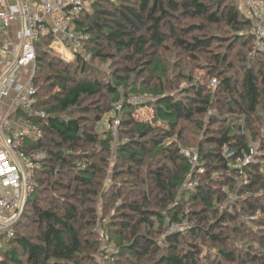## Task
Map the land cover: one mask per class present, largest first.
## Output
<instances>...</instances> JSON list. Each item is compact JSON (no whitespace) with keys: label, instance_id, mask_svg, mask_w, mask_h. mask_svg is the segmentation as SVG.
<instances>
[{"label":"trees","instance_id":"1","mask_svg":"<svg viewBox=\"0 0 264 264\" xmlns=\"http://www.w3.org/2000/svg\"><path fill=\"white\" fill-rule=\"evenodd\" d=\"M230 1L95 0L77 21L90 61L65 62L51 40L37 43L36 108L48 116L36 122L42 138L28 145L46 159L15 236L2 239L0 264H97L99 203L104 221L109 216L108 243L118 248L115 264H264V48L250 34V18ZM221 23L229 28L224 35L192 37ZM167 41L203 58V81L183 72L186 84L177 95L166 91L160 50ZM133 96L153 100L131 104ZM97 98L106 109L94 107ZM120 103L129 143L119 146L113 175L126 178L105 190L103 155H111V138L99 139L89 124ZM147 106L151 119H139ZM251 144L256 162L239 185L232 165ZM224 146L232 159L223 157ZM184 149L198 153L203 175L192 171ZM142 173L149 180H140ZM190 176L197 187L185 186ZM236 189L240 199L233 201ZM222 203L228 206L220 212ZM166 220L194 227L163 237ZM232 235L254 238L243 251ZM207 244L218 248L212 260Z\"/></svg>","mask_w":264,"mask_h":264},{"label":"built area","instance_id":"2","mask_svg":"<svg viewBox=\"0 0 264 264\" xmlns=\"http://www.w3.org/2000/svg\"><path fill=\"white\" fill-rule=\"evenodd\" d=\"M238 1L252 21L250 34L256 38L257 47L264 48V1ZM91 6L90 0H0V242L15 236L14 225L39 186L38 175L46 159L44 152L28 145L42 138V129L36 122L48 116L36 108L37 43L51 40L49 47L65 62L76 58L90 61L91 54L85 47L87 35L78 30L77 21ZM212 82L216 84L215 80ZM143 98L133 96L129 103H144ZM116 110H122L121 103ZM119 127V119H114L112 136ZM183 153L190 160L192 171H198L197 176L203 175L198 153L194 149H184ZM222 155L227 160L234 156L228 146L223 147ZM257 155L256 146L251 144L232 165L240 170L239 185L247 179L245 168L256 162ZM191 185L197 187L198 180ZM182 227L181 222L173 223L165 236L179 232ZM94 232L109 248L105 259L100 262L98 258L97 264H115L113 256L118 248L108 243V231L96 227Z\"/></svg>","mask_w":264,"mask_h":264},{"label":"rangeland","instance_id":"3","mask_svg":"<svg viewBox=\"0 0 264 264\" xmlns=\"http://www.w3.org/2000/svg\"><path fill=\"white\" fill-rule=\"evenodd\" d=\"M93 1H95V0H90V2L92 4H93ZM231 4L236 5L237 7L241 8V3L238 0H231L228 5H231ZM182 26L186 27L188 25L184 24ZM228 29L229 28L225 23L209 25L208 31L205 34L193 33L192 37L193 38L194 37H201V36L207 35V34L209 36H211V35H216V36L220 35L221 36V35H224L225 31ZM255 42H256V38H255ZM160 53H161L162 59L165 61L166 64H168L167 65L168 66L167 71H168L169 80H168V83L165 84L167 94L177 95L181 91V88L184 87L183 85L186 84L185 83L186 80H183L180 78V74H182L183 72L190 74V75H193V76H197L198 78L200 77V80L203 81L205 72L203 70H201L202 67L200 65H202L203 58H202V56H200V54L198 55L200 58H198V60L196 61L195 59L190 58L189 54L185 53L182 49H179V48L173 46L172 42H168V41L163 45V47L160 50ZM121 63L122 62H120V64ZM98 66L99 65H96L97 68H98ZM122 66H127V65L122 64ZM108 67H109L108 65H105L104 69H107ZM143 67H144V72L147 71V67L145 64L143 65ZM136 72H137V70H136ZM134 79L139 80V77L135 76ZM211 85L214 86L215 84H213V82H212ZM143 99L146 103H149V100H153V98H148L146 96ZM91 102L93 103L94 107L96 106V103H97V104H100L101 107H103V109H106V107L104 105V101L101 100V98H97ZM118 105L119 104L114 105L110 110H108L107 113L102 114L101 115V117H102L101 122L99 121V122L94 123V124H89V125H93L95 132L100 137L99 139H105V138H107V135L111 138L110 143H109L110 149L112 150V151H110L111 155H109L108 153H105L103 155L104 157L108 158V164L105 168L106 172L104 173V177H103L104 178L103 189H105V190H106V188L109 189L110 185L113 184V182L116 180V178L113 175V169H114L115 164L117 163L116 159H115V154L118 152L119 146L122 144H125V143H129V138L126 135V132L128 131L127 128L121 129L119 127L117 130H115V132H114L115 134L113 133V136H116V138L113 137L111 134L113 132L112 123L114 122V119H119L120 126H121V120H124L123 110H120V111L116 110ZM152 115H153V107L147 106L143 111L140 112V114H138V118L150 120ZM110 116L113 117L111 122L108 121ZM107 118H108V120H107ZM148 139H150V138H148ZM148 139H145V140H148ZM125 178H126L125 175L122 174L120 177H118V179L116 180V183H120ZM132 179L134 180V178H132ZM238 179H240V178H238ZM135 180H137V177L135 178ZM140 180H149V175L142 173L140 175ZM236 180H237V178H236ZM190 182H191V180L188 183H186V187H188V188L192 187V185L189 184ZM238 184H239V182H238ZM237 190L238 189H236L234 194H233V192L229 193V196L232 198L233 201L236 199H240V198H238ZM185 204H186L185 210H187V208H189V203H185ZM222 204L224 205V209H225V207L228 206V203H222ZM222 204L220 205V212L224 210V209H222L223 208ZM24 209H25V206H24ZM24 209H23V212H24ZM102 211H104V206H103V204L99 203V208L97 211V213H98L97 214V223L95 225L97 228H105L104 225L109 220V216H108V219L104 221V213ZM109 212L111 214V209ZM181 223H182L183 227L181 228V230L179 232H176L175 234L186 233V232L190 231L192 227H194L193 224H191L189 221H186V220H182ZM172 224L173 223H171L169 220H166V224L164 225L165 231L167 228L172 226ZM175 234H173V235H175ZM164 235H165V232L163 234V237H164ZM231 237L235 240L234 241L235 247H238L240 250H243V251H245V249L247 247L246 242L249 239L254 238V237H247V236L244 237V236H235V235H232ZM97 241L100 242L99 235H97ZM3 243H4V240L0 242V247H2ZM100 245H101L99 247L100 252L95 255L96 256L95 257L96 263H97L98 258H99L100 262H101V259L104 260L105 257L107 256V252L109 251V248L106 247V243L100 242ZM203 249H204L205 255H207V258H209L210 260L214 259L213 256H210V255H215V254L217 255V253H218V251H217L218 248H216L214 244L204 245ZM256 250H259L258 246L256 247ZM105 252H106V255H103ZM110 252H111V249H110ZM216 261H218V262L221 261V258H219L217 256ZM106 264H108V262H106ZM239 264H249V263L244 262V263H239Z\"/></svg>","mask_w":264,"mask_h":264},{"label":"bare ground","instance_id":"4","mask_svg":"<svg viewBox=\"0 0 264 264\" xmlns=\"http://www.w3.org/2000/svg\"><path fill=\"white\" fill-rule=\"evenodd\" d=\"M249 18V17H248Z\"/></svg>","mask_w":264,"mask_h":264}]
</instances>
